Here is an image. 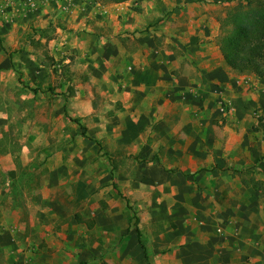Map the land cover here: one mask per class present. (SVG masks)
<instances>
[{
  "label": "crops",
  "instance_id": "obj_1",
  "mask_svg": "<svg viewBox=\"0 0 264 264\" xmlns=\"http://www.w3.org/2000/svg\"><path fill=\"white\" fill-rule=\"evenodd\" d=\"M23 3L0 0V54L24 45L20 33L35 13L34 2ZM236 3L62 0L44 7L41 21L60 33L62 79L73 74L62 113L91 122L99 142L92 157L103 156L80 152L63 164L75 170L71 225L62 223V199L40 188L52 177L50 188L72 181L62 182V160L39 162L40 204L28 198L26 214L11 212L29 223L4 220L0 205L3 264H264V76L238 74L223 58L221 23ZM10 60L0 64L1 82L22 66ZM130 162L158 170L137 179L132 198L144 203L136 208L122 188ZM8 190L2 198L14 200Z\"/></svg>",
  "mask_w": 264,
  "mask_h": 264
},
{
  "label": "rangeland",
  "instance_id": "obj_2",
  "mask_svg": "<svg viewBox=\"0 0 264 264\" xmlns=\"http://www.w3.org/2000/svg\"><path fill=\"white\" fill-rule=\"evenodd\" d=\"M26 1L34 2L29 10H33L35 16L31 17L29 26H23L20 33L24 45L0 54V64L16 57L22 64L14 76L5 77V82L0 81V205L4 206V220L29 223L26 215L11 217V212L18 208L21 209L20 213L24 211L26 214V207L31 201L40 204L42 196L38 194L36 187L41 185L42 178V164L39 162L61 159L62 182L64 179L72 181L62 183L61 188L55 185L50 188L49 182L55 181L51 176L52 179L47 180L48 184L39 187L46 188L45 192L49 194V198L57 196L62 199V223L71 225L70 214L78 207L74 205L76 192L75 185L71 183L75 177V170L73 167H64L63 164L66 160H74L75 154L80 155V152L86 159H97L103 155L92 157V154L97 152L98 145L94 141L96 137L93 135H96V132L92 134L91 122L80 119L78 125L71 117L68 118L62 113V98L71 97L75 90L72 87L73 74L67 71L62 79V52L58 50L60 33L56 32L55 28L52 29V25L44 24L41 21L43 16L40 14L47 5L56 3L61 6L62 0H24V5ZM27 45L33 47L29 54L26 50ZM30 62H33L34 70L26 72V63ZM262 117L260 116L258 120L260 129H264ZM100 145H103L100 152L106 150L103 143ZM102 153L108 156L106 151ZM8 168L12 174L7 172ZM124 170L121 186L126 198L132 202L133 207L143 204V199L136 196L132 198L140 188L137 179L146 176L150 171L158 176V170L135 163L133 166L131 162ZM12 175L16 176L15 181L10 179L11 184L8 186L7 179L12 178ZM6 190L11 193L10 196H13L14 200L6 195L2 198V192ZM147 190L150 189L147 188L145 191ZM28 198L31 201H28ZM173 228H176L175 225ZM4 261V254L0 250V264Z\"/></svg>",
  "mask_w": 264,
  "mask_h": 264
},
{
  "label": "trees",
  "instance_id": "obj_3",
  "mask_svg": "<svg viewBox=\"0 0 264 264\" xmlns=\"http://www.w3.org/2000/svg\"><path fill=\"white\" fill-rule=\"evenodd\" d=\"M124 2L126 0H104ZM236 1L229 8L221 23V51L226 64L241 75L254 74L264 76V0H228ZM78 125L79 120L71 119ZM97 142V141H96ZM99 145V142H97ZM138 242L146 254L142 234L137 227L139 218L134 214ZM147 258V255H146ZM149 264H152L147 258Z\"/></svg>",
  "mask_w": 264,
  "mask_h": 264
}]
</instances>
